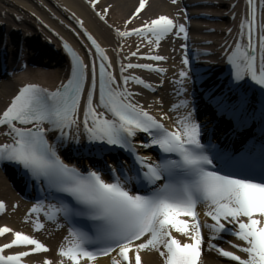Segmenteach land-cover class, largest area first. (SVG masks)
<instances>
[{"label": "snow or ice", "instance_id": "obj_1", "mask_svg": "<svg viewBox=\"0 0 264 264\" xmlns=\"http://www.w3.org/2000/svg\"><path fill=\"white\" fill-rule=\"evenodd\" d=\"M146 2L140 0L131 19L139 16ZM106 14L107 9L97 13L101 19ZM72 18L90 41L87 51L93 58L86 63L65 43L71 56L66 82L54 91L24 84L0 115V127L7 129L3 134L9 138L0 144V165L14 167L25 187L37 188L43 196L29 216L42 213L49 222L68 226L58 264L65 259L69 264H95L101 256L109 264H142L144 252L158 254L161 264H204L205 248L230 264H264V0L259 10L254 0H246L239 40L226 54L228 78L217 75L218 82L204 88L199 98H189L195 94H188L184 82L202 83L209 70L192 67L185 55L186 67L176 81L184 98L173 105V111L183 112L174 130L145 110L135 99L138 93L128 89L130 80L149 89L152 85L124 75L137 68L166 70L120 61L118 79L106 50L84 21L74 13ZM116 34L151 37L148 44L158 48L169 34H183L187 40L188 29L160 15L131 32L117 28ZM141 58L165 60L160 55ZM254 86L259 89L255 100ZM201 108L211 113L210 120L199 118ZM50 133L56 134L55 143L49 141ZM138 145L156 151L159 159L140 155ZM61 149L69 160L78 157L91 163H66ZM110 154L115 165L107 158ZM200 205L211 223L201 219ZM6 207L0 201V212ZM44 227L37 217L34 230ZM8 233L13 239L0 246V264H23L25 258L50 251L33 235L0 227V236ZM226 235L240 243L225 241ZM217 241L244 255L225 250ZM14 248L23 250L5 255ZM42 264L53 261L45 259Z\"/></svg>", "mask_w": 264, "mask_h": 264}, {"label": "bare ground", "instance_id": "obj_2", "mask_svg": "<svg viewBox=\"0 0 264 264\" xmlns=\"http://www.w3.org/2000/svg\"><path fill=\"white\" fill-rule=\"evenodd\" d=\"M139 2L140 0H91V3L90 0H0V115L6 110L19 87L24 84L35 83L54 91L62 82H66L70 61L62 47L63 42L68 43L86 63L93 58L87 51L91 48L90 41L82 36L81 28L72 18L74 13L84 21L88 32L106 50L118 79H121L120 61L125 65L129 62L151 64L154 68L166 70L161 73L137 68L129 69L124 75L139 77L146 84L152 85V89H149L130 80L128 89L138 93L135 99L145 110L161 120L169 130H174L176 119L183 112V108L173 111V105H179L184 98L181 85L176 81L180 80L179 72L186 67L182 63L185 55L188 56L192 67L209 70L203 73L208 78L202 83H194L192 80L184 82L183 86L187 88L188 94H195V97L189 95V98H199L204 88L218 82L215 81L217 75L227 79L226 54H230L229 49L239 40L240 25L246 13V0H176L175 3L173 0H147L145 9L135 19H131ZM254 2L259 10L261 0ZM92 3L96 4L95 8L92 7ZM105 9L108 25H105V19L97 15L103 14ZM185 13L192 20L185 21ZM160 15H167L183 24L185 22L188 29L187 40L183 34L179 36L169 34L160 40L157 48L155 44H148L151 37L131 35L122 38L116 34L117 28L121 32H131L133 28L142 27L145 21ZM16 19L19 23L15 22ZM130 19L131 23H127ZM175 37L178 38V43L173 42L172 38ZM184 45H187V48L183 47ZM121 46L123 51H120ZM133 52L137 55L132 56ZM175 52H178L176 58L173 57ZM149 55L164 56L165 60L141 58ZM257 91V86H254L252 89L254 100L257 98ZM199 118L206 121L212 116L210 112L206 113L201 108ZM5 131H7L5 127H0V144L9 140L3 134ZM55 135L49 134L50 142L55 143ZM139 139L138 136L137 140ZM84 143V137L81 135V144ZM71 147L69 145V148ZM138 151L140 155L151 156L155 160L152 149L145 150L138 145ZM65 152V149L60 150V155L66 163H76L78 166L80 163H91L90 160L81 161L75 154H73L75 158L69 160ZM107 158L115 165L111 154ZM122 158L126 163H130L127 157ZM131 174L129 172V175ZM105 179H109L106 173ZM40 198H43L41 192L32 186L25 187L14 167L0 165V201L5 202L7 206L0 212V227L7 226L33 235L50 249L48 253L25 258L23 264H42L45 259L58 264L61 259L58 256V249L65 243L64 237L67 236L68 229L63 221L49 222L42 213L29 216L32 207ZM197 210L201 213L202 220L211 223L210 218L203 215V205L198 206ZM37 217L45 225L39 232L34 230ZM204 233L207 236L208 230L204 229ZM12 239L11 233L0 236V246ZM224 240L233 244L240 243L235 237L227 235ZM217 243L225 250L244 255L232 248L229 243L223 241ZM19 250L23 249L6 250L5 255ZM202 259L204 264H230L227 258L220 257L216 251H209L206 248L202 252ZM64 264L69 262L65 259ZM82 264L91 262L84 261ZM95 264H109V261L107 257L101 256ZM142 264H161V258L155 252H144Z\"/></svg>", "mask_w": 264, "mask_h": 264}, {"label": "rangeland", "instance_id": "obj_3", "mask_svg": "<svg viewBox=\"0 0 264 264\" xmlns=\"http://www.w3.org/2000/svg\"><path fill=\"white\" fill-rule=\"evenodd\" d=\"M32 4H33V3H32ZM1 17H3V16H1ZM184 18H185V19H184L185 21H187V20H191V19H192V18L187 17V16H186V13H185ZM174 20H175V19H174ZM175 21L177 22V24L180 23V22H178L177 20H175ZM15 22H16V23H19V20L16 19ZM100 22H101V21H100ZM101 23H102V22H101ZM104 23H105V25H108L106 22H104ZM102 24H103V23H102ZM184 24H185V22H184ZM185 27L187 28V25H185ZM172 39H173V42H174V43H176V42L178 43V38L175 37V38H172ZM179 40H180V39H179ZM173 49H174V48H173ZM173 51H174V50H173ZM174 55H175V56H173V57L176 58V55L178 56V52H175ZM175 60H176V59H175Z\"/></svg>", "mask_w": 264, "mask_h": 264}]
</instances>
